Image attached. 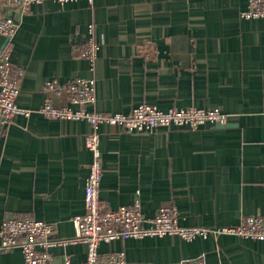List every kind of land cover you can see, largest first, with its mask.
<instances>
[{
  "label": "crops",
  "instance_id": "0c3cea01",
  "mask_svg": "<svg viewBox=\"0 0 264 264\" xmlns=\"http://www.w3.org/2000/svg\"><path fill=\"white\" fill-rule=\"evenodd\" d=\"M248 0H45L21 18L11 61L23 70L19 108L0 134V226L4 219L55 225L54 237H75L72 218L84 212L92 156L84 120L46 117L39 108L79 107L43 86L94 80L88 112L128 114L141 104L220 109L224 127L171 126L130 134L99 124L103 176L99 198L108 209L140 202L146 226L159 207L174 205L183 228L264 222V18L243 19ZM93 32L89 35V27ZM95 59L73 49L89 38ZM3 41L0 37V47ZM123 251L126 264H264V240L210 235L190 242L177 236L102 243L99 252ZM53 264L86 260L82 242L51 249ZM0 264H23L21 250H0Z\"/></svg>",
  "mask_w": 264,
  "mask_h": 264
},
{
  "label": "built area",
  "instance_id": "2783aa9c",
  "mask_svg": "<svg viewBox=\"0 0 264 264\" xmlns=\"http://www.w3.org/2000/svg\"><path fill=\"white\" fill-rule=\"evenodd\" d=\"M45 0H0V134L15 115L28 117L30 111L17 106L23 70L11 61L12 40L20 26L21 18L28 14L32 5ZM65 3L71 0H53ZM243 19L264 18V0H248L247 7L240 13ZM93 32L89 27V35ZM98 51V44L89 38L81 47L73 49L79 59L93 61ZM47 95L66 97L70 104L79 107H55L48 98L39 108L46 117L60 120H84L93 129L86 136V148L92 159L88 165V174L84 190V212L75 215L72 223L75 237L70 241L57 240L54 237L55 225L34 219L20 220L9 217L0 226V250L18 247L21 250L23 264H53L51 249L66 243L82 242L86 245V260L81 264H126L123 251L102 254V243L141 239L144 237H163L174 235L190 242L198 237L206 239L210 235H235L240 238L264 240V222L260 217H245L238 226L207 229L203 227L183 228L178 224V212L174 205H163L146 226L140 202L135 200L129 206L110 210L99 198L100 183L103 176L102 161L99 151V134L95 128L99 124L118 126L123 131L151 133L159 128L171 126L196 130L204 125L224 126L228 115L220 109L202 110L196 108H170L161 111L155 106L141 104L128 114H108L88 112L85 107L94 103V80L74 79L66 83L50 80L44 83ZM61 264H73L65 257ZM180 264H205L203 257L182 261Z\"/></svg>",
  "mask_w": 264,
  "mask_h": 264
},
{
  "label": "water",
  "instance_id": "95a60500",
  "mask_svg": "<svg viewBox=\"0 0 264 264\" xmlns=\"http://www.w3.org/2000/svg\"><path fill=\"white\" fill-rule=\"evenodd\" d=\"M218 126H219V127H224L225 125H224V126L217 125V127H218Z\"/></svg>",
  "mask_w": 264,
  "mask_h": 264
}]
</instances>
